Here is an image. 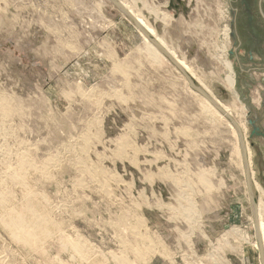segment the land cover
<instances>
[{"label": "rangeland", "instance_id": "1", "mask_svg": "<svg viewBox=\"0 0 264 264\" xmlns=\"http://www.w3.org/2000/svg\"><path fill=\"white\" fill-rule=\"evenodd\" d=\"M134 7L243 124L245 173L264 193V0ZM129 22L108 0H0V102L13 108L0 114V176L25 155V183L61 228L37 242L0 209V264H262L231 129ZM10 183L12 216L24 197ZM78 238L88 259L72 253ZM119 239L132 241L127 263L111 257Z\"/></svg>", "mask_w": 264, "mask_h": 264}, {"label": "bare ground", "instance_id": "2", "mask_svg": "<svg viewBox=\"0 0 264 264\" xmlns=\"http://www.w3.org/2000/svg\"><path fill=\"white\" fill-rule=\"evenodd\" d=\"M108 1L111 2V0H108ZM113 1L117 2V4H119L120 7L123 9V13H122V11H121V13L124 16H127V18L130 21L129 24L131 23V24L135 25V27L137 26L138 33L140 34V36L143 39V44L145 46V48H144L145 52H147L146 54L148 55L150 60L152 62L153 61H158V60L159 61L164 60L167 63H169L170 62L169 59L166 57V55H164V51H165V53H167V55L183 71L184 74L181 73L177 69L181 73L180 77H182L186 88L189 91H191L196 97L200 98L201 104L203 105L204 109L207 110L208 113H212V114L218 116L220 119H222V120H224L226 122V124L229 126V128L231 129V131H232V133H233V135H234V137L236 139V142H235L236 146H235V150H234L235 154H236V156L238 158L236 162L237 163L239 162V166L241 165V168H242V173H243V175H245L246 174L245 173L246 168H250L251 167L250 166V158L249 157H252V156L250 155V151L251 150L248 148L246 141L244 142V145L246 146L245 155H244V153H243V155L241 153V147L240 146L242 145L241 141H243L241 136H243V134H244V127H242L243 124L239 125L237 127L236 125H234V124L232 125V123L230 121L225 119L224 116L232 117L231 109H229L228 106H224L217 98H215L210 93V91L208 90V88H206V86H204L203 84H201L197 80V76L193 72V70H191V67L183 59H180V58H178L176 56V53L172 49L173 47L171 46L172 47L171 48L170 45H168V43L156 33V29L149 24L148 20L142 15L143 13L140 14V11L134 10V8H135L134 7L135 0H130L129 3L124 1V0H113ZM124 12L127 13L128 15H126ZM140 52H141V50H140ZM224 66L229 70L230 73H233L232 67H231V65L229 63H225ZM175 68L176 67H174V69ZM233 77H234V75H232V74L226 76V83L229 86H231V87H233L234 82H235ZM189 82H193L194 84L199 86L200 89L206 95L208 94L207 96L211 99L213 104L209 100H207L206 98H203L198 93H196L191 88V86H190L191 84ZM214 106L218 107L223 113L218 111ZM11 113H13V108H11L8 105V103H6V102H0V114L3 117L2 119H6V117L9 114H11ZM237 119H238V117H237ZM241 119H243V118H241ZM1 121H4V120H1ZM234 121H235V119H234ZM238 128L242 131V133H243V134L241 133L242 135H240L239 132H241V131L240 130L238 131ZM239 140H241V141L239 142ZM84 141H86V140L84 139ZM242 150H243V147H242ZM234 157H235V155H234ZM28 164L29 163L26 162V156L25 155H21L20 157H18L17 165H15V167H14V165H10L9 163H3V168H2L3 169V174H2L3 176L2 175L0 176V209L2 210L1 218L4 221L3 226L5 227V229L8 228L9 230L14 231L15 228L16 229L21 228L24 233L29 235V236L27 235L28 237H31V238L35 239L37 242H43L50 236V233H52L53 231L54 232L55 231L56 232H60L61 228H60L59 222L57 223L56 221L51 219L50 216L48 215V213L45 210H43V208L40 209L41 206L40 207L38 206V201L33 199L34 195H33L32 191H30L28 189V187H27V185L25 183V168H26V166H28ZM11 171H14L13 175L9 174V173H11ZM43 174H47V173L43 172ZM250 175L253 176L252 172H250ZM198 177L201 178L200 180L206 181L205 173H200ZM252 180H253V182H252ZM9 182H11L10 184L15 186L16 189L18 187L21 191H23L22 195L24 197V199H23V202H24V204H23V207H24L23 208V212H14V214H12V216L10 215V212L7 211L8 204L10 203V200H8L6 198V196H7L6 194L8 192L4 189V187L9 185ZM249 186H250L249 187L250 188V193H252L253 197H254V194H255L256 195V200H257L253 204L255 206L254 207L255 211L253 212L255 220L253 221V218H250V219H252L253 223L255 224V226H254V224H253V226L256 227L257 235L259 237L258 241H255V245L254 246L258 250H261L262 252H264V198H263L264 193H263V190L259 187V185L254 181V179L252 177L249 180ZM205 203L206 202H204L203 204H205ZM203 206H205V207H203ZM208 208L210 210V208H212V207H209V206L206 207V204L205 205H201V209H204V210H202L204 212L205 211H209V210H207ZM124 222L126 224V221H124ZM135 227L136 226H132V229L135 228ZM238 236H240L239 233H238ZM141 239H143V237ZM119 240L121 241V242L120 241L118 242V244H120L119 245V253H118L119 257L117 255H115V254H111V257L114 260V262L115 261H120V262L127 263L126 262L127 261L126 250L128 248V245L130 246L132 241L130 243H128L125 240H122V239H119ZM79 242H81V240L79 238H78V240H74L73 242H68V243H70V246L73 249L72 253L76 254V256L78 258L88 259L89 257L87 258L84 255L85 254L84 253L85 250H84L83 245H81ZM132 249L133 250H130V251L133 252L138 258L142 257V255H140V253H141L140 252V245L138 247L132 248ZM95 252L98 255V258L99 257L102 258L100 260L101 262L100 261H96V262L103 263L104 261L105 262L107 261L106 260L107 256L104 255L106 253L103 254L101 251H95ZM95 252L94 251L91 252L92 253L91 255L93 257L95 256Z\"/></svg>", "mask_w": 264, "mask_h": 264}, {"label": "water", "instance_id": "3", "mask_svg": "<svg viewBox=\"0 0 264 264\" xmlns=\"http://www.w3.org/2000/svg\"><path fill=\"white\" fill-rule=\"evenodd\" d=\"M111 2L113 3V5L116 7V8H118L120 11H122V13H123V9L120 7V5L119 4H117V2H115V1H113V0H111ZM125 13V12H124ZM126 15H128L127 13H125ZM137 27V26H136ZM164 55H166V57L169 59V61H170V63L174 66V67H176L181 73H183V71L180 69V67L167 55V53H165V51H164ZM184 74V73H183ZM187 77V76H186ZM191 85V88L196 92V93H198L201 97H203V98H206L207 100H209L212 104H213V102L211 101V99L199 88V87H197L193 82H189ZM218 111H220L221 113H223L218 107H216V106H214ZM228 118V117H227ZM228 119H230V118H228ZM230 121H232L231 119H230ZM246 173H247V171H246ZM246 185H247V188L249 189V179H248V175L246 174ZM249 199H250V204H251V209L253 208V204H254V201H253V195H252V193H250L249 192ZM259 254H260V260H261V263L263 264V256H262V251L261 250H259Z\"/></svg>", "mask_w": 264, "mask_h": 264}, {"label": "crops", "instance_id": "4", "mask_svg": "<svg viewBox=\"0 0 264 264\" xmlns=\"http://www.w3.org/2000/svg\"><path fill=\"white\" fill-rule=\"evenodd\" d=\"M156 15H157V14H154V16H156ZM164 17H165V18H163V21H165L166 17H168V16L164 14Z\"/></svg>", "mask_w": 264, "mask_h": 264}]
</instances>
